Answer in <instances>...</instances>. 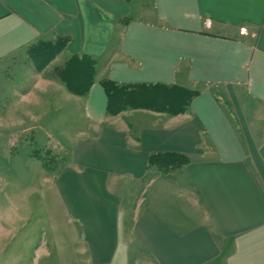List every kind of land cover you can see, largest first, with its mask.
Returning <instances> with one entry per match:
<instances>
[{"label":"crops","instance_id":"obj_1","mask_svg":"<svg viewBox=\"0 0 264 264\" xmlns=\"http://www.w3.org/2000/svg\"><path fill=\"white\" fill-rule=\"evenodd\" d=\"M59 37L56 66L96 62L84 96L29 67ZM104 79L194 95L183 113L111 115ZM25 133L67 151L52 170L28 153L64 220L39 260L264 264V0H0V134Z\"/></svg>","mask_w":264,"mask_h":264},{"label":"rangeland","instance_id":"obj_2","mask_svg":"<svg viewBox=\"0 0 264 264\" xmlns=\"http://www.w3.org/2000/svg\"><path fill=\"white\" fill-rule=\"evenodd\" d=\"M61 53L53 59L29 53L31 65L28 66L42 70L51 65L50 72L56 77L52 69L59 62ZM65 78L76 89L89 82L85 72L75 67L66 70ZM38 136L32 133L0 134L1 153L8 158L20 153L16 162L7 161L0 165V209H5L0 211V223L7 229L4 246H1L0 264H48L45 260H39L37 248L44 239L52 250V227L57 222L64 223L61 205L56 199L47 197L52 184L43 178L39 161H28V153L37 154L38 158L54 164L51 168H56L66 157L67 151L62 149L57 139L51 140L49 149L40 148L44 141ZM19 176L23 178H17ZM2 227L0 225V234L5 232Z\"/></svg>","mask_w":264,"mask_h":264},{"label":"trees","instance_id":"obj_3","mask_svg":"<svg viewBox=\"0 0 264 264\" xmlns=\"http://www.w3.org/2000/svg\"><path fill=\"white\" fill-rule=\"evenodd\" d=\"M68 42V39L63 37L52 41H40L30 47L29 53L33 55L39 54L46 57V59H53L67 47ZM71 67L82 69L89 82H85L77 89L73 87L65 78L66 70ZM54 73L57 79L65 84L71 93L84 96L95 82L96 62L91 57L75 55L65 60L62 64L55 66ZM101 83L108 96V112L111 115H116L132 108H150L151 110L172 114L183 113L188 109L194 95L192 92L171 86L118 85L108 79L102 80ZM34 156L37 157V154L34 153ZM161 158L167 164L172 163L173 161L171 160L174 159V157L165 156ZM38 159L46 170L53 169L51 166L53 167L54 164L51 165L44 159Z\"/></svg>","mask_w":264,"mask_h":264}]
</instances>
